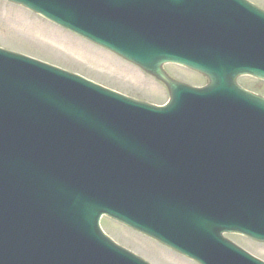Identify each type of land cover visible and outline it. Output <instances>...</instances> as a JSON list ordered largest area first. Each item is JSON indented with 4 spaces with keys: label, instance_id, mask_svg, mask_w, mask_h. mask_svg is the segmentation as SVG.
<instances>
[{
    "label": "water",
    "instance_id": "water-1",
    "mask_svg": "<svg viewBox=\"0 0 264 264\" xmlns=\"http://www.w3.org/2000/svg\"><path fill=\"white\" fill-rule=\"evenodd\" d=\"M7 1L23 5L58 25L137 64L162 80L170 92L168 104L165 107H155L104 89L77 75L71 77L65 71L60 72L58 69L55 70V68L52 69L53 67L49 68L47 66L45 68L44 65L40 66L41 64L38 65L34 61L2 50L0 51L1 58L26 64L31 72L30 74L26 72L28 74L24 78H19L24 70L12 66L13 64H9L7 61L0 63V76H7L9 81L18 79L20 83L12 91L8 90L11 89L9 86H0V92L7 91L10 95L7 101L9 107L26 109L43 106L44 103H37L36 98L42 92V87L45 86L46 89L53 90L52 96H50L53 99L47 102L48 105H51L54 100L55 106H81L83 102L91 103L93 106H130L163 117L165 121L169 120V122L180 124L202 122L198 115V112H202L214 114L224 121H231L236 117L231 122L236 123L244 120L243 112L236 113L234 109L220 106L224 105L225 102V106H228L229 102L237 101L241 105L249 102L252 107H259L261 109L259 117L264 122V99L242 90L235 82L237 75L242 73L264 79V71L241 68L236 65L237 63L228 64V58H226L229 54L227 46L212 43L206 39V36L209 35V22L205 19L206 15L202 13L204 11V8H201L203 0H164L170 9V12L164 16L152 11L148 12L146 8L133 4L128 5L116 0L103 2L101 3L102 6L98 5L99 0ZM138 1L134 0V2ZM240 1L249 8L256 9L246 0ZM116 2L118 3L116 4ZM113 3L114 5H112ZM246 6L244 7L250 10ZM257 10L259 11L258 16L264 20V11L259 9L255 11ZM184 25L191 26V29L189 31L184 30ZM197 25L200 26L195 27ZM186 33L192 36L189 40H186V36L183 37ZM176 51L182 52L183 55H177ZM201 60L205 62L202 63ZM165 61L178 62L203 73L208 79V84L203 88H191L170 79L161 68L162 63ZM209 63H212V65L215 63L216 67L210 68ZM223 64L224 66H222ZM45 73H51L68 81L67 83L58 82V87L56 89L52 88L43 81ZM31 74H35L37 78ZM69 77L75 83L78 79L82 92L71 86ZM34 92L37 94H33ZM197 103L210 106L201 105L200 107L203 108L195 110L194 105H197ZM236 103L230 105L233 107ZM191 108L194 111L188 110H192ZM244 110L249 113L248 120L255 122L256 118L252 112L248 108H244ZM31 114L36 116L39 112ZM6 115H0V122H10L9 132L28 133L30 130L33 132L36 128L31 127L29 129L26 124L18 123V119L14 117L15 114L6 113ZM187 116L190 118H186ZM24 118H26V115L21 116L20 120ZM104 120L118 121L115 114H106ZM33 122H36V120ZM256 122L260 121L257 120ZM56 128L53 123L50 124L51 131H43L39 139H52L56 136ZM34 133L36 134L35 131ZM189 137L196 138L201 154L211 155L212 157L218 156L216 160L218 165L211 173L207 168L208 173L204 174V178L208 183L205 187L199 183L196 187L197 190H195V192L197 191L195 196L185 199L188 201L178 206L177 204H168L167 210L169 213H173L177 209L179 212L177 217L172 219L171 226H166L163 222L154 220L155 214L159 215V209H157L159 204L151 205V209L148 210V212H151V217L147 223V220H136L139 216L125 218L115 216L108 210L99 209V212H108L133 228L153 236L204 264H261L237 248L235 249L229 242L220 241L218 238L221 236L222 231H237L257 240H264V171L260 172L258 170L259 165L255 164L264 155V146L261 140L254 136L252 129L243 131L238 127L228 128L227 130L213 128L209 132L200 135L194 133ZM230 138L231 140H229ZM94 148L101 150L98 149L99 147ZM94 152L97 151L94 150ZM121 152L133 155L137 153V149L127 145L124 151L121 149ZM88 153L92 152L89 151ZM232 157L237 162L230 161L228 163L233 166L236 165L238 168L236 167V171L227 173L229 170L222 162ZM124 160H120L119 163L124 164L122 162ZM241 160H247L251 164L244 163ZM145 161L149 162V160ZM87 162L91 167H97L96 170L99 169V172L95 173L94 169L88 168V175L81 178L73 176L70 180V188H75L77 181L86 178L88 179L86 192L92 194L91 186L94 175L103 178L104 181L109 179L112 177L115 162L90 157H88ZM242 164L249 165L244 169L243 180L238 173V170L243 171ZM259 177L261 178L259 179ZM231 186L235 189L236 194L229 196L227 190ZM209 189L215 191V193L210 195L208 193L210 192ZM178 192L183 193L184 191L178 190ZM254 197H257V199ZM244 203L252 205L249 208L253 210L250 214L247 206L243 205ZM158 208L166 209L163 204ZM135 211L138 212L137 209ZM165 230H167L168 237L162 234ZM77 238H79L78 235ZM63 240L73 242L68 235L63 237ZM103 241L107 243L105 247L109 252L118 255L127 263L141 264L140 261H136V257L115 247L109 240L104 238ZM118 251L123 252V254ZM58 260H61L63 264H90L76 254H65L58 257ZM114 264L124 263L115 261Z\"/></svg>",
    "mask_w": 264,
    "mask_h": 264
},
{
    "label": "rangeland",
    "instance_id": "rangeland-1",
    "mask_svg": "<svg viewBox=\"0 0 264 264\" xmlns=\"http://www.w3.org/2000/svg\"><path fill=\"white\" fill-rule=\"evenodd\" d=\"M251 1L264 8V0ZM0 46L74 71L137 99L156 104L168 99L165 85L136 65L19 5L3 0H0ZM163 68L178 81L196 86L205 83L204 76L180 65L167 64ZM237 83L264 96V81L260 79L241 76ZM101 225L114 241L153 264H198L105 216ZM227 236L264 260L263 242L235 233Z\"/></svg>",
    "mask_w": 264,
    "mask_h": 264
},
{
    "label": "bare ground",
    "instance_id": "bare-ground-1",
    "mask_svg": "<svg viewBox=\"0 0 264 264\" xmlns=\"http://www.w3.org/2000/svg\"><path fill=\"white\" fill-rule=\"evenodd\" d=\"M108 67L111 68L110 66H108ZM123 71H125L124 68H123ZM125 73H126V72H125Z\"/></svg>",
    "mask_w": 264,
    "mask_h": 264
}]
</instances>
